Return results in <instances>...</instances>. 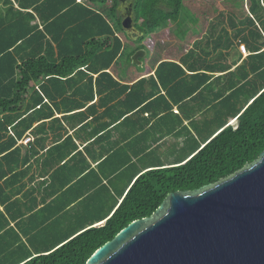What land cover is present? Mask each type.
Masks as SVG:
<instances>
[{"label": "trees", "instance_id": "trees-1", "mask_svg": "<svg viewBox=\"0 0 264 264\" xmlns=\"http://www.w3.org/2000/svg\"><path fill=\"white\" fill-rule=\"evenodd\" d=\"M192 5L134 0L131 41L119 0H0V264H87L260 158L264 0ZM139 50L153 69L133 77Z\"/></svg>", "mask_w": 264, "mask_h": 264}, {"label": "water", "instance_id": "water-1", "mask_svg": "<svg viewBox=\"0 0 264 264\" xmlns=\"http://www.w3.org/2000/svg\"><path fill=\"white\" fill-rule=\"evenodd\" d=\"M124 2L122 28L135 41L140 32L134 3L124 9ZM146 56L139 50L133 62ZM87 264H264V152L225 181L170 195L153 216L130 224Z\"/></svg>", "mask_w": 264, "mask_h": 264}, {"label": "rangeland", "instance_id": "rangeland-1", "mask_svg": "<svg viewBox=\"0 0 264 264\" xmlns=\"http://www.w3.org/2000/svg\"><path fill=\"white\" fill-rule=\"evenodd\" d=\"M224 0H192V12L195 14L196 17H198L199 19H203L202 14L205 13L207 10L210 12V14L212 15L211 10L213 11V5L214 3L216 4H220L223 3ZM213 2V3H212ZM124 39V36H121ZM170 49V45L166 44L164 45V48L158 51H155V54H153L152 57H158L159 59H166L167 57V53L169 52ZM148 56H146L143 60V62H140V64H136L132 61L133 64H129V65H125L123 61L119 62L118 67L121 70H125L128 71V69L130 70V75L137 76L139 74H146L149 71H151L153 69V64L150 63L149 58H151V54H149V51L147 53ZM134 57V56H133ZM132 57V58H133ZM149 57V58H148ZM133 60V59H132ZM136 65V66H135ZM135 70H138L139 72L137 74H133V72ZM234 123V122H232ZM235 125V123H234Z\"/></svg>", "mask_w": 264, "mask_h": 264}, {"label": "built area", "instance_id": "built-area-1", "mask_svg": "<svg viewBox=\"0 0 264 264\" xmlns=\"http://www.w3.org/2000/svg\"><path fill=\"white\" fill-rule=\"evenodd\" d=\"M83 2V0H77V3H82ZM241 51H242V53H243V55L246 57L248 54H247V51H246V49H245V47L244 46H242V48H241ZM32 142V138L30 137V136H27L24 140H23V142H21V144H23V145H28V144H30Z\"/></svg>", "mask_w": 264, "mask_h": 264}, {"label": "flooded vegetation", "instance_id": "flooded-vegetation-1", "mask_svg": "<svg viewBox=\"0 0 264 264\" xmlns=\"http://www.w3.org/2000/svg\"><path fill=\"white\" fill-rule=\"evenodd\" d=\"M131 2H133L134 3V0H125V2H124V9L126 8V7H128L129 6V4L131 3ZM121 6V0H119V7ZM124 9L122 10L123 12H124ZM121 14H122V12H121ZM122 17V16H121ZM138 52V51H137Z\"/></svg>", "mask_w": 264, "mask_h": 264}]
</instances>
